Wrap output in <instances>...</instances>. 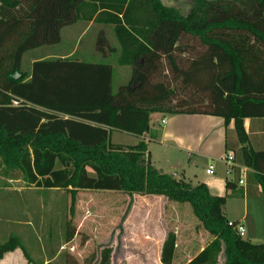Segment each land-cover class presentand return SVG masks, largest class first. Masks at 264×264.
<instances>
[{"label": "trees", "instance_id": "obj_1", "mask_svg": "<svg viewBox=\"0 0 264 264\" xmlns=\"http://www.w3.org/2000/svg\"><path fill=\"white\" fill-rule=\"evenodd\" d=\"M80 21L109 26L119 49L115 67L130 68L115 92L110 63L71 53L37 58ZM105 49L99 35L95 51ZM151 114L232 125L235 142L226 140L225 155L237 167L225 188L235 191L246 168L264 200V149L252 148L243 126L264 119V0H192L185 15L160 0H0V178L72 198L101 191L188 204L212 241L187 264H220V257L221 264H264V242L238 236L237 222L225 218V197L155 169L143 141L110 142L112 131L147 134ZM175 241L165 235L160 264H172ZM15 249L27 258L10 234L0 260ZM110 255L102 249L97 264H109Z\"/></svg>", "mask_w": 264, "mask_h": 264}, {"label": "rangeland", "instance_id": "obj_2", "mask_svg": "<svg viewBox=\"0 0 264 264\" xmlns=\"http://www.w3.org/2000/svg\"><path fill=\"white\" fill-rule=\"evenodd\" d=\"M90 39L91 32L79 44L78 55ZM50 51L58 56L71 53L74 59V30L66 29L59 45L52 46ZM86 61L105 62L93 57ZM107 63L115 67V58ZM117 69H114V92L129 76L127 74L120 79ZM125 69L130 72V68ZM110 142L126 146L137 141L126 133L112 131ZM208 163H197L198 170L204 172ZM210 163L214 169L222 167L221 161ZM171 164L167 165L169 169L166 171L170 175L174 172L170 170ZM224 197V210L227 208L226 217L231 223L232 216L240 210L236 201L243 195L237 189ZM162 203L151 197H130L119 192L78 191L72 198L67 190H37L27 187L20 178H0V244L12 233L19 238L27 256L24 257L20 249H15L6 253L0 264H97L104 248L111 249L109 264H160L158 241L172 233L161 228ZM176 205H182L192 215L188 204ZM175 212L183 215L184 211L179 209ZM178 239L180 258L187 240L191 239L189 231L179 232ZM196 247L195 244L189 257L194 255ZM222 261L220 257V264Z\"/></svg>", "mask_w": 264, "mask_h": 264}, {"label": "crops", "instance_id": "obj_3", "mask_svg": "<svg viewBox=\"0 0 264 264\" xmlns=\"http://www.w3.org/2000/svg\"><path fill=\"white\" fill-rule=\"evenodd\" d=\"M160 2L166 7L176 9L181 15H185L182 14V12L187 13L189 11L192 0H160ZM66 29L74 30V56H77L78 60L86 61L93 57L98 60L104 59L105 62H108L112 57H117L119 51L118 45L111 34L109 26L101 23L96 24L93 21H80L72 26L63 28L61 30V38H63V33ZM90 32L91 39L87 42V47L84 46L78 55L77 49L79 48V44ZM99 35H104L111 50L105 49L103 53L95 51V44ZM47 51L51 52L50 47L39 49L36 53L37 58L68 56H58L56 53L52 52V54H49ZM32 61L33 59H31V62ZM125 68L128 67H118L117 69V74L120 79L126 77L128 74ZM162 120L165 121L164 124L161 123ZM156 126H160V128ZM243 126L252 148L256 151L263 150L264 119H247L243 122ZM226 140H230L232 143L235 142L233 127L229 125L227 130H225L223 119L219 117L151 114L148 133L140 138H136L137 142L134 145L140 141L145 142L150 162L155 169L168 174L166 173V171H168L167 169H169L167 165L172 163L169 167L170 170L174 171L172 174L173 176L170 174L168 175L175 179H182L191 186L202 183L207 187L211 195L224 197L231 192L225 188L226 181L235 182L234 174L227 175L225 172L226 166L223 162V158L227 155H225ZM220 147L221 149H219ZM217 148L219 152H215ZM200 161H202V163L205 162V164L209 162L204 172L197 168V163ZM210 161H221L224 169L222 170V167H220V169H214ZM210 166L213 167V175L211 176L205 173ZM240 169V179L243 181V184L239 185V183H237L236 190L239 189L243 197L236 201L239 204L240 210L235 214L236 216H232V221L241 224L245 228L244 239L254 244L262 243L264 242V200L261 198L259 190L250 176L252 172L246 168ZM151 199L164 202L162 203L161 209V219L163 220V222H160L161 228L166 230L169 229L176 236L177 241L172 264H187L212 241V237L203 230L196 219L190 215L189 210L185 209L182 205L166 202L162 197H151ZM179 209L184 211L183 215H180L179 212L174 213V211ZM227 212L228 210L226 208L224 210L226 219ZM182 230H188L191 239L187 240V246L185 250L182 251L181 257L178 258V233ZM199 239H201V244H199ZM163 240L164 237L158 241V258ZM195 244L198 248L196 247L197 249L196 252L194 251V255L189 257V253L194 250L193 247Z\"/></svg>", "mask_w": 264, "mask_h": 264}, {"label": "built area", "instance_id": "obj_4", "mask_svg": "<svg viewBox=\"0 0 264 264\" xmlns=\"http://www.w3.org/2000/svg\"><path fill=\"white\" fill-rule=\"evenodd\" d=\"M161 123L164 124L165 121L162 120ZM223 162H224V164L226 166V171H225L226 174L227 175L233 174L234 168L237 167L235 165L234 161H233V155L231 153L227 154L223 158ZM205 173H206V175H209V176L213 175V167H211V166L208 167V169L205 171ZM238 183H239V185H242L243 181L240 180ZM229 224H231V223H229ZM235 230H236V232H237L239 237H241L243 239L245 238V228L241 224L237 223L236 226H235Z\"/></svg>", "mask_w": 264, "mask_h": 264}]
</instances>
